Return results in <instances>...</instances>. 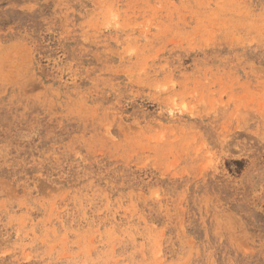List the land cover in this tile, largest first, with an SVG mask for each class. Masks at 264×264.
I'll return each instance as SVG.
<instances>
[{"label": "rangeland", "instance_id": "obj_1", "mask_svg": "<svg viewBox=\"0 0 264 264\" xmlns=\"http://www.w3.org/2000/svg\"><path fill=\"white\" fill-rule=\"evenodd\" d=\"M0 264H264V0H0Z\"/></svg>", "mask_w": 264, "mask_h": 264}]
</instances>
